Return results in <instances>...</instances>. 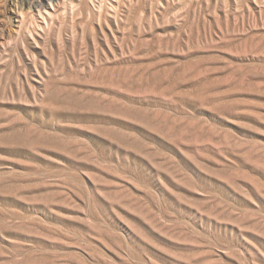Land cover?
Returning <instances> with one entry per match:
<instances>
[{
	"label": "rangeland",
	"instance_id": "rangeland-1",
	"mask_svg": "<svg viewBox=\"0 0 264 264\" xmlns=\"http://www.w3.org/2000/svg\"><path fill=\"white\" fill-rule=\"evenodd\" d=\"M0 264H264V0H0Z\"/></svg>",
	"mask_w": 264,
	"mask_h": 264
},
{
	"label": "bare ground",
	"instance_id": "bare-ground-1",
	"mask_svg": "<svg viewBox=\"0 0 264 264\" xmlns=\"http://www.w3.org/2000/svg\"><path fill=\"white\" fill-rule=\"evenodd\" d=\"M49 1V0H48ZM51 1V0H50ZM54 1V0H53ZM31 3H32V1H30ZM50 3V2H49ZM54 3V2H53ZM35 5V4H34ZM113 7H114V5H112ZM48 7H50L51 9H53L52 8V5L51 4H48ZM36 8V7H35ZM44 11H43V10ZM50 9V10H51ZM36 10V9H35ZM49 10V8H47V7H44V6H42V5H40L38 8H37V13H38V16L39 17H41V21L42 22H40V23H34L35 25H37V26H40V29L43 27V26H46V24H47V22H48V18L51 16V14H52V12ZM36 14V13H35ZM36 17V16H35ZM34 17V18H35ZM35 20V19H34ZM51 21V20H50ZM31 26V25H30ZM33 26V25H32ZM42 26V27H41ZM48 26V25H47ZM46 26V27H47ZM38 29H39V27H38ZM26 30V29H25Z\"/></svg>",
	"mask_w": 264,
	"mask_h": 264
}]
</instances>
